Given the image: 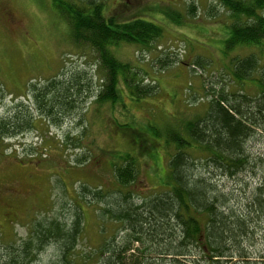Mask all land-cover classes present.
<instances>
[{"label":"rangeland","instance_id":"374dc122","mask_svg":"<svg viewBox=\"0 0 264 264\" xmlns=\"http://www.w3.org/2000/svg\"><path fill=\"white\" fill-rule=\"evenodd\" d=\"M191 3L196 15L188 13ZM103 5L104 18L117 24L143 20L161 29L148 45L120 43L113 50L119 61L134 66L141 86L157 87L150 97H131L120 79L115 104L100 105L95 100L102 83L97 56L86 46L73 45L50 0H0V119L12 114L18 103L34 110L31 87L54 77L70 86L79 81L82 87L75 111L57 124L33 113L35 127L0 137V257L6 254L5 246L21 245L38 223L47 225L63 217L67 221L71 208L91 200L81 185L89 191L102 187V194L119 191L110 166L119 153L134 154L139 163L142 186L133 188V203L161 192L171 150L161 146L149 126L162 130L168 124L180 131L184 122L202 119L213 98L258 93L253 78L264 73V42L226 52L224 42L235 20L216 0H103ZM247 55H254L256 68L250 79L236 82L233 64ZM246 149L248 169L257 176L215 179L235 198L242 194V183H262L264 131L248 140ZM208 168L202 161L194 164L197 173H207ZM82 209L83 231L72 255L79 260L89 256L87 264H95L94 249L117 226L97 219L96 202ZM58 257L57 249L46 246L31 264H51Z\"/></svg>","mask_w":264,"mask_h":264},{"label":"trees","instance_id":"16d2710c","mask_svg":"<svg viewBox=\"0 0 264 264\" xmlns=\"http://www.w3.org/2000/svg\"><path fill=\"white\" fill-rule=\"evenodd\" d=\"M216 1L235 20L224 42L226 52L264 42V0ZM50 3L65 23L73 45L86 46L97 56L102 83L96 102L113 106L119 97L120 79L133 98L155 93L157 87L141 86L134 66L119 61L113 50L120 43L148 45L160 34L157 25L143 20L117 24L112 18L105 19L103 0ZM187 10L189 15H196L197 8L192 3ZM253 56L234 62L231 72L236 82L251 78L257 64ZM253 80L258 90L255 97L238 93L232 99L213 98L204 117L184 122L180 131L168 124L162 130L149 126V131L162 140L161 146L171 150L166 188L161 192L142 198L139 204L131 201L133 188L142 184L138 160L129 152L119 153L110 163L119 191L102 194L101 186L95 191L80 186L91 198L84 204L98 205L97 219L117 226L94 249L98 257L95 264H264V177L257 186L242 183V194H236L237 198L215 182L220 176H257L253 168L248 169L250 153L246 143L264 131V73ZM65 81L54 77L38 88L32 86L34 110L27 105L22 108L23 103L15 104L12 114L0 119L1 139L35 127L33 113L53 124L72 114L77 108L81 82L70 86ZM141 148L144 150L145 145ZM196 161L208 164L207 173L194 171ZM259 165L264 173V162ZM84 204L71 208L67 221L63 217L60 222L38 223L21 245L5 246L0 264H31L46 246L58 251L59 259L51 264H87L89 256L79 260L72 255L83 231V213L79 210ZM101 232H105L103 225Z\"/></svg>","mask_w":264,"mask_h":264}]
</instances>
